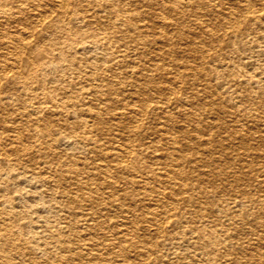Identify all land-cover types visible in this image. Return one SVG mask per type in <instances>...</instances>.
I'll return each mask as SVG.
<instances>
[{
	"label": "bare ground",
	"instance_id": "bare-ground-1",
	"mask_svg": "<svg viewBox=\"0 0 264 264\" xmlns=\"http://www.w3.org/2000/svg\"><path fill=\"white\" fill-rule=\"evenodd\" d=\"M226 144L264 145V0H0V264H175L182 241L247 264L226 199L178 205L216 183L195 148ZM240 193L262 264L264 195Z\"/></svg>",
	"mask_w": 264,
	"mask_h": 264
},
{
	"label": "rangeland",
	"instance_id": "rangeland-1",
	"mask_svg": "<svg viewBox=\"0 0 264 264\" xmlns=\"http://www.w3.org/2000/svg\"><path fill=\"white\" fill-rule=\"evenodd\" d=\"M227 95H228V92L226 91V97H227ZM229 104H230V102H229L228 98H226V107H228ZM238 128L242 129V131H246L245 129H247L248 127L244 126L245 129H243V127H238ZM230 130H231L230 134L233 133V135H234L235 132L237 133V131L236 130L234 131V129H230ZM251 146H253V147L247 148V147H240V146H237L235 144H226V146H224V147L223 146H216L217 148L216 147H198V148H195L196 153H197V154L195 153V155H197L198 157L201 156V158L205 161V165L201 166L202 173L205 174V176L207 178L215 179L214 182H216V183H214L212 186H206V187L204 186L202 193L199 194V197L196 198L195 201H190L188 203H182V204L178 203V205L183 206L185 208L194 209L195 207H197L199 205V203H200L199 200L203 201L207 198H215L216 200H220V201L224 202L225 201L224 199H226V223H227V226L229 227V229H227L228 231H226V237L228 238L229 243H231V245H230L231 247L226 249V252L229 254V255H227V257H231V258L233 257V258H236L240 261H245L247 264H259L260 262H258V260H256L255 258H250L248 256H245L246 250H249V249L253 248L254 246H256V244L252 240L253 238L252 239L250 238V237H252V234L250 231L251 230L250 224L247 222L239 220L238 215H235V220H233L234 221L233 223L228 224V222L230 221L229 216L231 215V212L234 213L236 210V208L233 207L232 203L230 202V200H231V198H229L230 196H232V198L233 197H240V195L242 196V194L240 192H243L244 187H246L250 191L252 197H260V196L264 195V190H263L264 189V176L262 174L264 171V157L262 156L264 154V149H263L264 145H260L259 147H256L254 145H251ZM257 149H259V150H257ZM226 152H227V154H225ZM256 153H257V155H256ZM221 154H225V157L221 156ZM232 156L233 157L236 156V157L233 158ZM244 157L245 158L247 157L246 160ZM225 159H226V161H224ZM221 160H223V161H221ZM228 160H229V162H227ZM248 160H249V162H248ZM224 162H226V187L223 185V182L219 178V175L218 174L215 175L216 169H213V166L215 164L223 165ZM250 163H251V165H250ZM247 167H249V168H247ZM262 179H263V181H262ZM257 184H258V186H257ZM201 185H203V184H201ZM207 185H210V184H207ZM189 192H191V191H189ZM186 193H187V190H185L180 195H184ZM180 195H178V196H180ZM129 197L135 198V193H132ZM250 204L251 203L248 202V203H246V206H248V207L252 206ZM203 206H204V209L206 211H209V209H210L211 213H213L214 216L218 215V214H221L222 216H224L222 210H220V209L216 210L217 207L215 204H213V202L205 203ZM157 207H158L157 209L160 208L159 206H157ZM252 209H254V207H252ZM193 217L195 219V224H200V221L197 220L198 218H196L195 216H193ZM206 225L215 227L211 223H206ZM235 230H237V233H235L236 232ZM232 233L233 234L235 233L236 237L235 236L233 237ZM156 238H157V236L152 235V239L155 240ZM218 239H220V238H218ZM166 246L167 245L159 243V244L154 245L153 247H151L152 249L147 250V251L148 252L154 251L157 253L158 252L170 253L171 250H174L175 253H171L169 255L166 254L165 257L170 258V260L172 262H174L175 264H195V263L200 264L202 262L204 264H206L205 263V261H206L205 257H201V259H200V258H198L199 256H196V257L194 256L193 260L191 259L190 255L192 253L196 252L197 250H195V248L191 247L190 244L187 242H183V241L179 242L176 244V247H173L171 250L168 249ZM129 249L131 251V248H129ZM222 250H224V249L220 248V250L217 251L216 254H218L220 251L222 252ZM234 251H235V253H234ZM202 259H203V261H202ZM154 264H156V263H154ZM262 264H264V263H262Z\"/></svg>",
	"mask_w": 264,
	"mask_h": 264
}]
</instances>
